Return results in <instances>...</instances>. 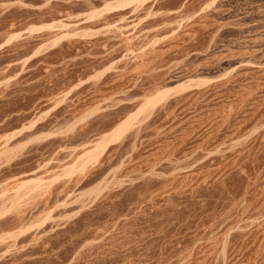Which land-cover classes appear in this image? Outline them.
<instances>
[{"label":"rangeland","instance_id":"obj_1","mask_svg":"<svg viewBox=\"0 0 264 264\" xmlns=\"http://www.w3.org/2000/svg\"><path fill=\"white\" fill-rule=\"evenodd\" d=\"M0 264H264V0H0Z\"/></svg>","mask_w":264,"mask_h":264},{"label":"bare ground","instance_id":"obj_2","mask_svg":"<svg viewBox=\"0 0 264 264\" xmlns=\"http://www.w3.org/2000/svg\"><path fill=\"white\" fill-rule=\"evenodd\" d=\"M180 87L182 88V87H184V86L181 85ZM182 89H183V88H182ZM166 91H168V90L162 91V92H160V94H161V95H163V93L166 94V93H167ZM169 92H170V91H169ZM160 94L158 93V94H157L158 96L155 97V98L160 97V96H161ZM167 94H168V93H167ZM167 94H166V95H167ZM155 98L153 97L154 100H157V99H155ZM161 98H162V97H161ZM161 98H158V99H161ZM153 99H149V100H147V101H146V105H148V104H152V103L154 102ZM125 124H126V123H125ZM114 135H115V134H114ZM114 135H113V136H114ZM116 135H117V134H116Z\"/></svg>","mask_w":264,"mask_h":264}]
</instances>
